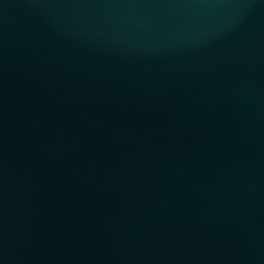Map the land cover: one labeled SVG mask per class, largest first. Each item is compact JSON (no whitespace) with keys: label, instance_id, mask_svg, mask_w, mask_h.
Returning <instances> with one entry per match:
<instances>
[{"label":"water","instance_id":"obj_1","mask_svg":"<svg viewBox=\"0 0 264 264\" xmlns=\"http://www.w3.org/2000/svg\"><path fill=\"white\" fill-rule=\"evenodd\" d=\"M0 264H264V0H0Z\"/></svg>","mask_w":264,"mask_h":264}]
</instances>
